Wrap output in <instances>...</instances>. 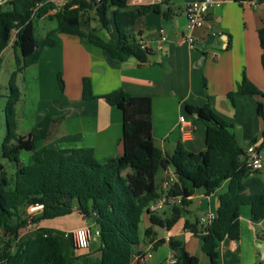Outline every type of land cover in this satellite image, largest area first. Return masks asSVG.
Segmentation results:
<instances>
[{"label": "trees", "instance_id": "obj_1", "mask_svg": "<svg viewBox=\"0 0 264 264\" xmlns=\"http://www.w3.org/2000/svg\"><path fill=\"white\" fill-rule=\"evenodd\" d=\"M126 1L65 0L51 12L57 8L54 0H0V62L1 53L9 44L19 50V54L14 52L15 68L9 76L4 107L6 135L1 155L15 162L17 168L10 184L0 163V264H132L138 254L135 248L140 243L142 214H147L149 220L144 236L152 242L156 235L153 226L170 229L180 216L178 205H173L171 215L163 218L149 208L162 194L157 191L156 174L169 166L175 181L166 193L179 197L182 206L190 203L196 189L202 188L209 195L227 182L218 196L215 218L209 224H201L198 219L184 223L191 234L200 238L201 249L209 258L207 264H217L216 249L225 237H239L241 206L250 207L254 222L264 217V189L258 194L245 192L244 179L253 171L246 164L245 148L239 145L230 124L209 103L185 106L187 113L197 115L205 125L206 148L199 152L187 150L181 143L171 153L160 149L151 131V98L134 96L121 88L101 96L122 114L123 148L119 155L101 162L91 148L37 147L36 142L47 137L58 119L49 114L26 135L17 134L16 105L21 98L17 76L39 60L44 47L55 45L53 33L76 36L118 61L131 56L139 62L147 61L148 50L140 47L133 27L140 16L158 12L160 5L128 6ZM88 11H94L102 28L112 23L117 33L115 43L102 38L94 28H81V22L89 19ZM42 18L54 21L55 26L38 38L35 20ZM258 38L264 72V25L258 29ZM57 77L61 82L60 73ZM236 92L256 98V111L263 121L258 144L262 148L264 91L243 76ZM95 97L90 79L83 77L81 98ZM21 151L32 153L30 163L20 162ZM34 205H42V209L37 215H30L28 208ZM73 210L82 213L94 226L92 229L99 231L97 248L91 242L90 251L85 254L73 255L71 235L66 232L45 226L24 232L29 221L52 219ZM167 244L175 259L172 264H201L182 241L170 237ZM153 247H157L154 242Z\"/></svg>", "mask_w": 264, "mask_h": 264}, {"label": "crops", "instance_id": "obj_2", "mask_svg": "<svg viewBox=\"0 0 264 264\" xmlns=\"http://www.w3.org/2000/svg\"><path fill=\"white\" fill-rule=\"evenodd\" d=\"M190 1H126L128 6L160 5L158 12L151 11L140 16L133 27L137 41L143 40L146 44V62H139L133 56L118 61L76 36L53 33L55 45L44 47L39 60L27 68L34 66L38 86L45 80L50 86H57V73H60L61 88L66 90L69 87L70 91L66 96L56 97L55 106L46 112L58 119L52 123L47 137L39 140V146L36 142V146L91 148L101 162L121 154V111L101 97L117 88L134 96L151 98L152 136L155 144L166 153H171L177 143L193 152L205 150V125L197 115L185 110L186 105L205 103H209L230 124V130L242 148L246 149L253 139L259 144L263 121L256 111V98L237 93L236 86L244 76L264 91L258 38V29L264 25V0H214L204 24L191 30L195 38L193 45L180 41L181 35L188 31L186 9ZM88 13L89 19L81 22V28L85 31L94 28L102 38L115 43L117 33L112 23L102 28L94 11ZM161 35H165L166 39L158 48ZM39 68L47 69L48 74L44 77L43 72H38ZM83 77L90 79L95 98H81ZM230 92L233 93L231 97L228 96ZM182 114L192 126L188 138H183L178 128V119ZM261 154L262 168L252 171L244 179L248 194H258L264 189V147ZM160 170L156 183L157 191L162 193L159 200L163 199V202L154 212L162 218L168 217L172 206L178 205L180 216L170 229L160 227L163 232L156 234L153 242L157 245L156 241L164 239L163 243L153 247V242L147 238L141 246L138 245L135 248L138 254L132 264H150L154 252L161 245L168 246L170 237L182 241L185 249L197 256L201 264L209 263L208 256L201 249L200 238L191 234L184 223L200 220L208 211L215 212L219 204L218 196L226 189L227 182L221 183L209 195L202 188L196 189L190 196V203L182 206L180 199L168 198L166 192L169 187L163 186L164 178L174 174L173 168L169 166L158 172ZM69 214L78 216V224L70 230L87 225L94 228L78 210ZM145 222L146 228L149 225L147 214ZM239 223V237H225L219 243L216 249L217 264H264V217L254 222L250 207L244 205L240 208ZM42 225L56 227L54 222L47 224V219L42 220ZM91 242L93 248H97L96 237ZM170 258L172 252L169 249L164 260L160 262L157 257L155 264H168Z\"/></svg>", "mask_w": 264, "mask_h": 264}, {"label": "rangeland", "instance_id": "obj_3", "mask_svg": "<svg viewBox=\"0 0 264 264\" xmlns=\"http://www.w3.org/2000/svg\"><path fill=\"white\" fill-rule=\"evenodd\" d=\"M8 8V6H5ZM89 15V13H88ZM100 25V24H99ZM55 22L49 19H37L35 20L36 27V36L38 38L44 37L47 31L54 28ZM101 26V25H100ZM14 38V34L12 35V39ZM13 41V40H12ZM12 43V42H10ZM19 54V50L13 45H8L1 53V62H0V163L4 165L5 170L7 172V179L9 183L12 184L14 181V175L16 172L17 165L15 162L10 161L9 159L3 157L1 155V144L6 135V127H5V115H4V107L7 100L8 94V80L11 72L15 68L14 55L15 53ZM34 66L27 68L24 72L18 74L17 76V85L21 91V98L16 105V132L19 135H26L35 124L41 120L46 114L49 112L53 106H55L56 97L66 96L70 88L68 87L66 90H63L61 87L63 83L56 80V85L50 86L47 80L42 81L41 85H37V81H35L34 75ZM40 69V70H39ZM38 72L42 73L44 77L48 74L47 69L39 68ZM38 142V146L40 142ZM42 143V141H41ZM20 162H24L28 164L31 162L32 153L21 151L19 154ZM161 171L158 172L156 176V180L158 182V178L161 174ZM38 210L35 211V215L38 214ZM146 214L143 213L141 216V221L139 223V246L142 245L143 241H147V238L144 236V229L146 226L145 222ZM78 220L77 214H69L61 217H56L53 219H47V224L50 222H54L57 229L62 232L71 231L69 228L76 226ZM46 221V220H45ZM46 224V223H45ZM175 224V223H174ZM52 228V227H50ZM153 230L155 234H161L163 230L159 226H153ZM74 248V247H73ZM89 248V247H88ZM73 249V255H81L85 254L89 251V249ZM168 246L161 245L159 249L154 252L153 256L150 258V264H155L156 258H160V262H162L168 255ZM158 252V253H157ZM77 263V262H76ZM75 264V263H74ZM165 264V263H164Z\"/></svg>", "mask_w": 264, "mask_h": 264}, {"label": "built area", "instance_id": "obj_4", "mask_svg": "<svg viewBox=\"0 0 264 264\" xmlns=\"http://www.w3.org/2000/svg\"><path fill=\"white\" fill-rule=\"evenodd\" d=\"M56 2L57 8L51 10V12L56 11V9L60 8L65 0H54ZM99 1V0H97ZM214 0H192L189 2L187 9H186V18H187V27L188 31L181 35L180 41H186L190 45H193L195 42V38L191 33V30L196 27H201L205 22V16L210 6L214 4ZM166 39L165 35H161L158 41V48H161V43ZM139 45L141 48L146 49V44L143 40H140ZM179 131L183 138H188L191 136L192 133V126L191 123L187 120L184 114L179 116ZM246 154V164L251 168V170L256 171L262 168L263 159L261 154V148L257 143L249 144L245 149ZM175 181L174 174H170L166 176L163 180V186L168 188L170 185ZM168 198H172L169 197ZM180 199L179 197H177ZM175 199V198H172ZM163 202L162 200H157L155 203L150 205V210L154 211L158 205ZM42 209V205H34L28 208V212L30 215H35V211H40ZM215 218L214 211H208L203 216H201L200 223L201 224H209ZM43 227L42 220L39 221H29L25 228L24 232L32 231ZM66 234L71 235L72 244L74 249H86L89 247L91 240L94 237H97L99 234L98 229H92L89 225L75 228ZM175 259L172 257L168 260V264L174 263Z\"/></svg>", "mask_w": 264, "mask_h": 264}, {"label": "water", "instance_id": "obj_5", "mask_svg": "<svg viewBox=\"0 0 264 264\" xmlns=\"http://www.w3.org/2000/svg\"><path fill=\"white\" fill-rule=\"evenodd\" d=\"M156 244L157 245L161 244V240L156 241ZM262 251H264V247L262 248Z\"/></svg>", "mask_w": 264, "mask_h": 264}]
</instances>
